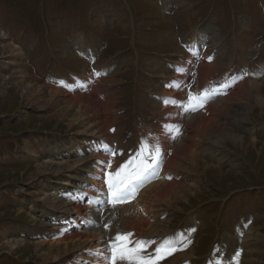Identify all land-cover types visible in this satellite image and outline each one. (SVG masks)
I'll use <instances>...</instances> for the list:
<instances>
[{"label": "rangeland", "instance_id": "374dc122", "mask_svg": "<svg viewBox=\"0 0 264 264\" xmlns=\"http://www.w3.org/2000/svg\"><path fill=\"white\" fill-rule=\"evenodd\" d=\"M205 24L212 26L221 36V48L225 49V55L230 59L229 65L245 70L247 77L255 79L253 70L264 65V0H0V243L2 239L13 236L25 241L12 250L0 245V264H46L38 259L34 251L36 236L40 235L43 228L52 230L63 226L68 219L54 218L28 204L31 193L38 186L31 176L37 162L65 159L54 157L67 153H59L62 142L69 145V140H75V146L86 149L95 141L90 137L81 138L78 133L72 134L75 130L67 125L65 118H47L52 106L43 109L39 104L25 99L18 84L23 79L21 75H25L28 81L31 79L28 71L35 69L39 76L35 78L39 84L45 85L52 80L58 81L62 74L85 77V70L92 72L95 67L116 60L118 70L112 71L106 78L117 79L111 88L113 91L114 87L116 92L115 107L121 110L119 120L122 123L119 125L126 128L121 126L123 133L114 145L116 151L121 152L123 147L135 144L139 123L143 126L148 123L154 128L161 117L151 91L156 87L159 76L169 72L155 68V61L183 55L188 57L187 46L190 44L200 50V41L204 44L206 37H212L203 29ZM11 34L17 36L13 37V46L18 48V60L9 57L4 48V40ZM75 34L74 45L78 44L80 36L84 37L90 54L73 46ZM208 47L212 48L213 45L209 44ZM248 47L257 49L258 54H249L244 50ZM245 52L249 60L243 64L242 55L245 56ZM259 54L261 59H258ZM7 59L6 65L3 64ZM189 63L187 68L191 66ZM228 67L225 66L227 70ZM259 74L257 71L255 76ZM220 80L221 77L216 82ZM256 82L260 83L264 96V72ZM256 100L253 98L247 102L248 129L244 126L233 127L248 142L256 137V141H253L255 143L250 141L245 148L227 143L228 148L225 146V150L231 156L225 161H220L217 156L211 158L207 153L201 156L199 169L207 164L214 165L213 169L216 167L214 171L208 168L207 175H199L198 168H194L195 174L186 170L180 173L182 181H195L199 184L197 187H200L195 190L194 196L189 197L188 202L177 201L180 204L170 208L174 210L170 216L173 220L171 230L179 228L190 216L194 217L193 220L197 219L195 224L192 221L187 223L194 224L188 232L191 245L187 251L185 237H172L171 233L162 239L147 238L132 229L115 228L112 240L118 233H131L133 241L148 242L149 253H153L157 247L165 246L167 241V246L176 250L159 260L160 264L178 254L188 253L191 249L194 255L188 258L192 259L190 264H235L239 259L238 263L242 264L244 252L243 256L241 252L246 242L244 238L249 228L253 227L257 235L260 233V239L253 238L251 241H259V264H264V106L258 105ZM234 106L242 110L246 103H235ZM253 129L258 130L251 133ZM46 149L49 152L44 153ZM121 155L129 157V154ZM73 156H78L77 159L84 156L88 158L87 153L84 155L82 151L78 155L77 152L73 153ZM112 172L115 174L117 171L113 169ZM128 173H122L120 177L113 176V179H124ZM66 175L69 176L38 175L43 176L40 180L45 181L37 189V205L44 212L50 211L44 196L50 195V192L56 195L54 187ZM40 180L38 184L42 182ZM85 188L88 190V185L71 187V191H79L75 194L74 203L85 206L82 200L90 198V195L84 194ZM59 197L69 200L73 193L65 197L60 194ZM132 211V208L127 209V217ZM79 213L76 215L80 230L90 227L89 223H86L89 224L87 226L84 223L87 219L88 222L89 219H97L94 214L86 218ZM155 216L163 219L165 215ZM246 224L251 226L245 227ZM242 227L245 228L243 233ZM28 228L33 234H27ZM232 237H238L239 242L232 245ZM185 260L176 264H183ZM63 264L90 263L79 253L76 258H64Z\"/></svg>", "mask_w": 264, "mask_h": 264}, {"label": "bare ground", "instance_id": "6f19581e", "mask_svg": "<svg viewBox=\"0 0 264 264\" xmlns=\"http://www.w3.org/2000/svg\"><path fill=\"white\" fill-rule=\"evenodd\" d=\"M203 29L212 37H206L204 44L200 41V50L196 46H190V44L187 46L189 50L188 57L183 55L179 58H159V61H155V68L157 67L166 73L169 72L167 75L162 73L159 76L156 87L153 88L155 92L151 91V94L155 97L157 112L161 117L159 121H156L155 130L148 123H144L147 126L139 123L136 128L137 138L135 144L128 145L127 148L123 147L121 152H117L114 145L123 133L122 125H119L122 123L119 120L121 110L115 107L116 92L114 87L113 91L111 88V86H115L114 83L117 79L106 78L108 74H112V71L118 70L116 60L95 67L92 72H86L85 70V73H87L85 77L78 74H73L71 77L62 74L61 79H58V81L52 80L45 85L39 84V80L35 78L38 76L35 69L28 71L31 76L28 81L25 75H21L23 79L18 84L25 99L31 103L39 104L43 109L52 106L48 110L47 118H65L67 125L75 130L72 134L78 133L81 134V138L90 137L95 140L86 149L83 146H75V140H69V145L62 142L60 144L62 149L59 153L63 151L67 153L64 156L54 155V157H64L65 159L43 160L37 162L35 166L31 178H33L34 184L38 186L31 193L32 196L29 198L28 204L39 209L42 213L55 216L54 218L68 219L67 223L62 222L64 223L63 226L52 230L43 228L39 233L40 235L36 236L37 240H35L33 248L36 255H38V259L46 264H63L64 258H76L81 253L90 264H110L108 258L111 254H109L110 248L107 246V242L112 240L115 228L132 229L138 235L147 238L158 237L162 239L170 233L172 237L179 238L183 236L187 241L186 251L188 250L190 246L188 232L197 219L193 220L194 217L190 216L180 224L179 228L171 230L173 220L170 216L174 210L171 211L170 208L178 206L180 203L177 201L188 202L189 197L194 196L195 190L200 187H197L199 184L195 181H182L180 178L181 171L186 170L194 173V168L199 169L200 157H204L206 153L210 154L211 158L217 156L220 161L230 159L231 154L225 150L227 143L240 148L248 146L247 143L250 141L255 143L253 141H256V137L251 138L248 142L247 138L239 135L238 132L236 133L233 127L242 128L244 126L247 128V125H249V116L246 114L249 110L248 100L257 99L256 103L264 106L263 92L260 83L256 82L261 77V73L264 72V65L253 70L255 79H251V76L247 77L245 70H238L236 66L229 65L230 59L225 55V49L221 48L223 40L213 27L205 24ZM243 33L246 35L245 31ZM76 35L73 38V46L83 53L90 54L84 37L80 36L78 44L74 45ZM15 36V34H11L5 38L4 48L9 57L18 60V48L13 46L15 44L13 37ZM245 42L246 39L243 40V43ZM82 43L84 46H81ZM209 44L213 47L209 48ZM244 50L249 54L257 52V49L253 47ZM218 52L219 54H217ZM259 58H262L260 54ZM247 59L249 60L247 53L245 56L242 55L243 64H246ZM6 62H8V59L3 64L6 65ZM188 63L191 65L189 68H187ZM5 65L2 67H5ZM225 66H229L228 70ZM247 69L250 68L247 66ZM257 71L260 74L255 76ZM58 75H61V73H58ZM111 76L114 77L115 75ZM27 77L29 78V76ZM219 77H221L220 82H216ZM170 81L173 82L171 86H169ZM177 82L182 87L186 83H190V88L184 87L183 91H180L175 86ZM205 89H208L211 95L204 105L202 107L197 105L195 111H185V107L189 105L190 93L193 96H199ZM45 91L47 92L46 95L44 94ZM173 100L180 101L179 105L173 104ZM51 101H53V104H51ZM243 102L246 103V106L242 109L245 111L237 110L238 108H235L234 104ZM162 118L163 120H161ZM159 122L161 125L158 126ZM122 127L123 129L126 128L125 126ZM152 128L153 131H151ZM258 129L250 130V132L254 133ZM142 140L149 142L153 147L157 143L160 145L162 152L160 165L162 167H159L160 171L157 175L146 180L136 190V195L133 198L126 201L123 206L110 209L107 207L108 203L104 204L108 201L107 185L104 182L105 172L113 173V169L118 171L126 162V159L132 156L131 152L133 154L136 152ZM110 141L112 144H110ZM42 145L39 144L38 146ZM135 145L136 147H134ZM74 146L75 149L73 150ZM93 149L95 151L91 154ZM80 151L84 155L87 153L88 158L85 159L84 156L77 159L78 156H73V153L77 152L78 155ZM46 152H49V150L46 149L44 153ZM113 152L115 154L110 155ZM121 153L129 154V157H124ZM100 162H110V168L105 170L103 163ZM212 167L214 165L207 164L206 167L203 166L199 169L198 174L207 175L208 168H211L212 171L216 168L213 169ZM44 174H54L56 176L69 174L54 187L56 195L50 192V195L44 196L46 207L50 208V211L46 212L37 205V201H39L37 189L39 190L41 185L45 184L44 180H40L43 176L38 175ZM169 177L171 178L169 179ZM39 180L42 182L38 184ZM85 185H88V190L85 188L84 194L90 195V198L82 200L85 206H81L74 203L75 194L79 191L76 189L73 192L71 187H83ZM71 193H73V197L69 200L59 197L60 194L65 197ZM20 196H23V194L20 193ZM129 208H132L133 211L127 217V209ZM77 212H80L79 214L86 218L94 214L97 219H89V222L87 219L84 223L86 226L90 224V227L80 230L79 226L81 225L77 220ZM155 214L165 216L163 219H158ZM191 221L194 224L187 225ZM248 226V224L245 225V227ZM244 230L245 228L242 227V233ZM13 234L16 235V233ZM27 234H33L29 228ZM232 238H234L232 245L239 242L238 237ZM253 238L260 239V233L257 235L255 228L252 227L249 228L247 237L244 238L246 242L243 243L245 249L243 248L244 251L241 252L242 256L244 252L242 264H259L260 262L258 259V245L260 243L259 241H251ZM24 243L25 241L21 237L13 236L2 239L0 245L12 250ZM230 249L231 243L229 252ZM193 255L194 250L191 249L188 253L178 254L171 258L170 262L166 261L167 263L164 264H176L182 259H186L184 264H189L192 259L188 258ZM239 260H237V263L240 262ZM160 263L161 261L158 264Z\"/></svg>", "mask_w": 264, "mask_h": 264}, {"label": "snow or ice", "instance_id": "6c2138e0", "mask_svg": "<svg viewBox=\"0 0 264 264\" xmlns=\"http://www.w3.org/2000/svg\"><path fill=\"white\" fill-rule=\"evenodd\" d=\"M173 82H169L171 86ZM176 88L183 91L184 87L190 88V83H186L183 87L177 82ZM210 92L208 89L203 90V93L199 96L189 95V105L185 107V111H195L196 106H203L207 99L210 98ZM195 100V104L192 101ZM173 104L179 105L180 101L173 100ZM115 153H110L114 155ZM161 147L150 145L149 142L141 141L139 148L136 152L120 167L115 173L105 172L104 182L107 185L108 204L113 207L119 203H123L133 198L136 195V190L141 187L146 180L157 175L160 167L161 159ZM103 163L104 169L110 168V162ZM126 170L129 174L124 179H113V176L120 177ZM171 177H169L170 179ZM107 227V225H106ZM133 234H116L113 240L109 241L110 248V264H158V261L166 258L176 249L174 247L167 246L168 242H165V246L157 247L153 253L148 252V242L145 240L133 241L131 239Z\"/></svg>", "mask_w": 264, "mask_h": 264}]
</instances>
